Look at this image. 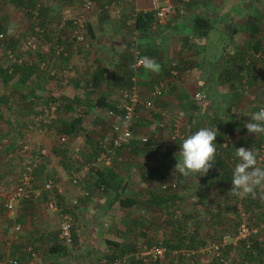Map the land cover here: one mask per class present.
Instances as JSON below:
<instances>
[{"label":"crops","instance_id":"0c3cea01","mask_svg":"<svg viewBox=\"0 0 264 264\" xmlns=\"http://www.w3.org/2000/svg\"><path fill=\"white\" fill-rule=\"evenodd\" d=\"M0 1V22L13 39L17 37L20 39L23 33L26 34L29 32V25H32V16L29 17V15L22 10L25 6H38V9H36L38 11V22L41 26L46 28V32L53 35L55 41H57L61 39L63 40L61 37L65 38L68 35L67 17L75 13L79 5V0ZM150 1L151 0H128L120 2V0H91L87 20L91 33V46L88 47L87 50L79 43H68L69 40L66 39L64 40L65 53L62 57H58L50 52L49 40L53 41L54 39L49 36H44V38L39 39L36 44V49L40 51L39 53L40 56L44 58V63L38 66V69L29 76L30 78L25 81V83L10 81L3 84L0 82V92L8 93L11 98V105L9 104L10 111L2 109L3 117H5L8 112L13 113L14 115L18 113L21 110V99L39 95V93L36 92L34 83L42 85L41 92L43 93L40 94L42 96H52L57 99L60 97L66 99L65 102L75 94L78 97H82V99L85 98L84 91L86 88H84V74L86 69H93L96 65L107 67L105 72L106 75H104L98 86H94L90 89L88 97L103 95L110 100L116 101V99L119 98H116L114 94L123 89L122 87V89H118L117 84L122 83L124 79L126 80L123 71L117 69L120 68L122 66L121 64L125 61V55H127V51H130L131 42L137 43V46L142 51L143 57L144 54L145 56L148 55L147 57L154 59L160 65V71L157 72L158 75L162 72L161 63L163 64L162 61L165 58L164 52H168L169 48L173 49L181 46V44H175L178 42L176 39L180 38L181 40L182 37H187L189 35L192 36L194 43H189L188 40V42H183L184 44L182 45H184V51L188 46H194L193 49L195 54L199 55L198 62H202L203 60L206 61L209 58H216V60H213L214 63H211V61L205 62L210 66L207 68L212 71L209 72L210 76H212V74L218 75V69L223 65H234L232 62L233 56L235 55L234 52L246 49V52L250 53L251 47H248L247 44H245L246 42L251 41V38H248L250 32H253L255 36L257 35L261 37L259 40V47L264 48V0H168L173 5V12L167 16L165 19L166 22L163 21L162 23H158L154 20L152 15L151 21H146L145 24H143V27L138 28L135 26V15L141 12L152 11L150 8ZM196 17L205 18L207 21V27L203 28L200 27V25L197 27V23L194 24V18ZM193 27L196 29L194 30ZM202 28L205 29V32L210 38L202 36L198 41L193 34H197ZM173 34H175V37L172 36ZM168 35L172 37H169L170 40L167 38H165V40L163 37H167ZM14 42V50L18 51L20 55L24 54L20 51L23 49L22 42H20V40ZM250 44H252V42ZM218 49H220V51L215 56ZM204 52L206 57L205 54H203ZM222 53H225V55ZM257 57H260V59L257 60L253 66L252 72L255 76L254 81L259 85L264 83V60H261L264 56L259 55ZM234 63L237 62L235 61ZM136 69L137 71L139 70L138 72L140 73L136 74ZM136 69L132 70L133 74L129 79L130 81L133 79L136 85H144L149 72L152 71H149L142 66H139ZM48 73L50 75H48ZM109 74H111V78H108ZM192 74L193 72L189 71V73H185L184 75L191 76ZM197 74H200V76H197V83L195 84L196 88L190 90L186 89L184 86L179 87L180 91L183 93L180 94L183 99L174 106L178 111V114L181 112L183 117H185L183 121L185 124L191 123V119L187 120L189 115L193 116L198 109L204 106H196V110L191 108L192 104L198 105L201 103L198 102V100H193V93L198 91V85L203 83V79H207L208 77V75L205 78L202 77V72ZM131 77L133 78L131 79ZM208 81H211L210 77L204 83L206 86ZM210 84L211 83H209V85ZM225 84L220 86L217 82V84H214L216 91H212L213 88H211V92L205 91L206 93L205 95L203 93L202 102L203 104H207V101L217 93L216 95L219 97V99L217 98L218 102H211V104L214 103L215 106L213 108V113L219 114L222 118L228 121H234V119H236L235 115H239V117L242 115L243 117L247 109H244L245 105L241 100L243 96L241 98L234 96L231 88ZM170 85L172 86V84ZM218 86L225 87L219 89ZM137 88L139 89L138 86ZM139 91H141V97H146L149 90L148 88H142ZM174 92L177 94L176 90ZM163 97L164 96L162 95V98ZM244 98H247V96ZM161 100L162 99L159 98L158 101L162 102ZM161 106L164 108L163 102L161 103ZM69 107L76 110L79 108V103H72ZM88 109L89 110L81 116L82 123L80 127L77 126V128L79 127L77 133H74L65 142L66 146L62 143L65 146V151L61 150L62 154L64 152L67 153H65L66 155L64 154L60 156L61 159L59 161H56V158L52 159L54 154L52 149L58 148L60 150V143L57 137L53 138L54 134L52 131L46 128L45 124L48 122V118H37V116L44 112H38L37 116H35L36 118H33V122L29 124L27 123V125H23L20 122L17 125L11 126V133L9 136L1 138L0 135V204L3 205L4 199L10 192H6L4 195L6 182L13 181V184L15 185L18 183L21 165L25 161L33 164L34 187L39 188L41 186L40 189L42 190L41 197L40 195L37 197L31 196L33 195L31 192L29 196H31L32 199H20L16 203V213L14 218L19 219H13L12 222H18L20 224V229L15 231L17 235L5 240V237L1 236L0 233V252L2 251L3 254L6 255L4 251H7L8 248L14 250V254L19 255V264H106L104 257L106 245L108 244L106 239L120 240L118 237L120 232L117 231V234H112L111 231L114 233L116 232L114 229L111 230V226L109 227V224H113L114 221L112 220V222L110 221V223H108L103 219H98L96 215L98 208L102 206V202H100V204L96 200L101 198L100 196H102L103 192L96 189L95 186L93 190L89 192V197L87 199H85V195H81L83 190L87 192L90 190L91 187H88V190L84 187L85 185L90 186L92 183L93 179L88 178V176L91 175L84 172L81 175L82 181L80 180L77 184H72L68 179V172L66 173L67 178L61 173H54L58 168V164L61 166L60 162H63L64 158L67 162L73 164H71V168L76 167L75 169H77L80 162L79 160H82L83 157H87L84 155L85 145L87 143H93L97 138H101L102 136L103 140L107 139L109 136L110 125L119 120V115L116 113L112 114L109 108L102 106L98 107L95 105ZM28 110L29 114L33 111L30 109ZM66 114L67 113L63 107V109L60 110L59 115L64 118ZM199 115H202L200 117L203 119L206 113H200ZM136 117L137 113L135 118ZM210 118L211 117L207 116V121L211 122L212 127H216V125H213L212 121H210ZM238 119L239 118H237L236 121L240 122L241 119ZM40 121H42V123ZM6 125L7 124H5L4 121H1L0 129L5 130L8 126ZM42 128L45 129L44 133L40 132L43 130ZM16 129L23 131L26 140H28V144H26L28 150H34L30 153V160L25 156L26 154L17 151L18 141L16 139ZM82 131L84 133L87 131V135H84V133L82 134ZM152 131H155V128L152 129ZM244 133L245 132H241L238 137H236V135L230 137L227 143L231 144L233 147H241V140H244L245 137ZM163 144H165V142L159 144V149H161L160 147H162ZM164 147H166V144ZM127 149H129V147L122 149L120 153L116 155L117 158L121 157L122 160V153ZM132 154L134 155V153H131V155ZM146 154L147 152L143 154L141 160L146 158ZM140 155H142V153H140ZM176 156L180 155L177 153L175 157ZM67 158L69 159L67 160ZM74 159H77L78 163H76ZM111 160L112 163L116 164L118 167L120 163H117V161L119 160L116 159V157ZM229 161L230 158L228 157L227 162ZM138 162H140V160H136V164H138ZM237 162L238 159L236 160V163ZM71 168H69V170ZM125 168L126 167L124 166L123 170L119 169L122 171V175L124 174L123 171H126ZM48 172L54 180L56 179L55 186L57 187V191L61 190V192L55 191L56 199L53 197V200L60 204L58 206H60L62 210H67L73 220L75 242L72 246L70 243V248H66L64 251L58 250L51 252L50 249V245L54 241H57L56 233L59 224V216L57 213L58 211L45 205V200L49 198L52 199V197L49 196L48 189L44 190L42 188L43 182L48 179V177L45 178V175ZM208 172L207 178L213 180L214 176L217 175L216 173L219 172L218 165L214 164ZM40 181H42V183ZM202 184H205V182ZM190 185L194 186V183L191 182ZM216 185V182L213 181V189H218ZM14 186H12V189ZM80 197L82 200H86V202L82 205H72L71 199L77 198L79 200ZM79 203L80 200L78 204ZM107 204L108 205H103V208H118L112 201V198H109ZM137 205H148V203L140 202ZM121 221H123V223L125 222L123 219ZM106 224L108 225L102 227ZM2 225L3 221L0 219V226ZM123 232L124 226L121 230V233ZM29 247L34 251L33 256L28 254L27 249ZM3 254H1L0 258L4 256Z\"/></svg>","mask_w":264,"mask_h":264},{"label":"trees","instance_id":"16d2710c","mask_svg":"<svg viewBox=\"0 0 264 264\" xmlns=\"http://www.w3.org/2000/svg\"><path fill=\"white\" fill-rule=\"evenodd\" d=\"M25 6L23 12L27 13L29 17L32 16V9H38L37 5H30ZM37 15L38 11L36 10ZM31 17L32 19V25L29 26V32L26 34H22L20 39L17 37L13 39L11 35L6 32L5 27L0 22V33L2 36L0 37V82L5 84L6 82L14 81L16 83H25L31 76L32 73H34L38 66L41 65L44 60L40 56V51L36 48H29L25 44V40L27 39V36L31 34L33 24L38 22V16ZM152 11H146L137 13L135 15V26L138 28L143 27L146 21L152 20ZM194 24H196L197 27H207V21L203 17H196L194 18ZM200 23H199V22ZM38 24L41 26V24L38 22ZM195 26V27H196ZM42 29L44 28L41 26ZM193 27L195 30L196 28ZM201 29L200 32L197 34H193L195 38L199 41V39L203 36L206 38L208 37L207 33L205 32V29ZM90 27L88 25V21L86 22V37L84 42L79 43L82 45V47L87 48L90 47L91 43V33H90ZM43 36L50 37L52 40H49V47L50 52L53 53V45L61 44L62 45V51L58 55V57H62L65 53V45L64 40H69L68 43L72 44L73 42L68 38V36L61 37L63 40H57L55 41V37L45 31H42L37 37L36 44L39 39H41ZM263 37V36H262ZM22 38V39H21ZM248 38H251L249 42H246L248 47H251L250 53L246 52L245 50H241L239 52H234L235 55L233 56V64L223 65L218 69V83L223 85L222 83L228 85L229 88H231L232 92L234 93V96H238V98H241L244 96V94H247V92H250L254 99L252 100L254 105H251L250 108L252 109L251 113H254L259 110L260 107L264 108V83L259 84L254 81V74H253V66L257 62V60L260 59V57H257L259 55L264 54V48H260V36H255L253 32H250L248 35ZM22 42V45L24 47V51L20 50L24 54H19L18 51L15 49V42L14 41ZM252 42V44H250ZM9 49L12 53V58L8 57L5 50ZM140 49V48H139ZM259 50V51H257ZM141 51V50H140ZM225 52V51H224ZM127 55H125V61L121 64L122 66L118 68L117 70L123 71V74L125 73L126 80L124 79L122 83H118L119 85L125 83L124 88H127L132 81H130L129 77L133 74V67L132 62L133 58L131 55V49L129 52H126ZM226 53V52H225ZM225 53H222L225 55ZM256 53V56H255ZM142 54V51H141ZM23 56V57H22ZM20 57V58H19ZM19 59V60H18ZM207 62L214 63L211 58L206 60ZM237 63H234V62ZM231 62V63H232ZM37 63V66H36ZM44 66V65H43ZM170 66V65H169ZM172 67H175L176 71L184 68L183 63H180L179 65L173 64ZM244 67V68H243ZM44 68V67H40ZM106 69L107 67L104 66H94V68L85 71V82H84V88L85 91V98L82 99V97H78L76 94L72 96V98L68 99L67 102L66 99L63 98H56L52 96H42L41 93V87L42 85H39V83H34L36 87V92L39 93V95H34L29 98L21 99V110L16 113L15 115L11 112H8V114L3 117L2 109H6L10 111V105H11V98L9 97L8 93L6 92H0V121H4L5 124H7V128L5 130L0 129V135L1 138H5L10 135L11 133V126L17 125L20 122L23 125H27V123L33 122V118L37 116V113L44 112L40 114V118H48V122L45 124L46 128L50 129L52 133L56 136H64L68 140L74 133H77V129L80 127L82 120L81 116L89 110L88 108L94 107L95 105L98 107H106L112 110L117 115L122 114L121 109L116 108V104L122 101V94L120 91V98L114 100H110L108 97H105L103 95H98L96 97H88L90 94V89L94 86H98L104 77L106 75ZM169 70V69H168ZM48 75H50L48 73ZM108 78H111V74L108 75ZM255 91V92H254ZM162 92V91H161ZM162 97V95H159ZM158 96V97H159ZM157 98L155 97V100ZM56 102L54 115L50 116L49 111H47V103L48 102ZM72 103H79V108L74 110H68L70 105ZM10 104V105H9ZM84 106V107H82ZM197 105H191L192 109H195ZM20 107V106H19ZM31 107V108H30ZM64 107L65 112L69 114V116H66L63 118L60 117L59 112ZM12 108V107H11ZM46 109V111L44 110ZM33 110L29 114V110ZM141 108L135 107L134 112L137 113ZM44 114V115H43ZM252 115V114H251ZM251 115H243V117H238L240 122H237L236 119L234 121H228L224 120L219 114L213 115L210 118V121L215 122L217 124V129L219 134L216 137L215 143L217 144V154H216V162L215 164L218 165L219 172H217L216 176H214L213 181L216 182V187L220 190V192H223L224 196H229L231 201H227L224 203L226 206V209L217 208L216 211L212 212V214L206 216L205 211L206 208L203 207L199 212H196L195 214H192L191 212H176V207L178 206V202H180L182 194L179 193L181 188L192 187L193 185H190L189 180L185 181L184 178L181 179L183 175H179L178 179L175 180L170 179V177L166 176L164 173V176L166 179L164 180L165 188L160 187L161 191L158 192H152L149 190H146V195H143L142 192H139L138 195L136 194H122L126 190V183L122 177L120 168L117 167L114 163L111 162L109 165H104L102 163H98L96 165V169L94 172L90 171V175H94V179L92 181V184L96 187L102 186V192L105 194H110L112 201L116 204L118 208H132L134 206H142V208H146L148 211L147 213L150 214V220H148L149 225H157L155 222V218L157 216H160L161 211H163L164 216L162 219H160V225L167 228L169 235L164 238L156 239L151 235H148L147 229L145 227H141L138 229V231H134L132 225L138 223V219L133 218L130 219L131 225L127 226V232L131 235L130 239H121L120 240H109L106 239V242L108 243L106 245V252L104 254L105 257V263L106 264H112V260L116 257H120L124 254L127 255L125 260L121 262L120 264H156V262H149L144 263L138 259H135L132 255L129 253L135 252L141 249H144L143 247L147 248L152 244H163L165 246V253L164 256L166 257L165 262H162V264H185L186 262L191 261H198L199 259L203 258V253L209 254V259L207 260L208 264H256L257 262L263 261L264 257V196L260 195L259 189L257 192V198H238L236 196H233L230 189L232 187L231 179H232V173L234 166L236 164L237 157L235 156V151L237 147H233L231 144L227 143L228 139H230V135L237 130H240L241 132H245L246 137H244L242 146L248 147L252 149H258L260 150L263 146V140H264V134H251L247 131L245 128V124L248 123L246 121L247 118L248 121H251ZM43 116V117H42ZM45 116V117H44ZM210 117V116H209ZM201 119V117H199ZM40 119V120H41ZM191 119V122L193 121L195 129L192 127L189 128V124L187 123L185 129H180L181 133L183 132L184 136H188L190 133L197 131L199 119L189 115V118L187 120ZM132 121V122H131ZM37 122V121H35ZM42 123V121H40ZM131 124H129V128L131 130V133L133 132V127L137 128V123L139 121L135 120V117L133 116L130 119ZM188 122V121H187ZM239 123V124H238ZM77 126H79L77 128ZM160 128V127H156ZM21 129V128H20ZM161 129V128H160ZM156 130V129H155ZM159 132V131H158ZM157 131H152L151 134H148L147 137L142 141L140 140L139 144H133L130 141L126 143H122L120 146H117L114 148L115 153L113 154V157L111 159H114L116 155L120 153V151L124 148L129 147L130 151L132 152H142L146 153V150H150L152 146H159V144L162 143V133ZM240 132V133H241ZM254 135V136H253ZM133 136V135H132ZM239 136V135H238ZM236 135V137H238ZM16 139H18L17 143V151H20L23 154H26L25 156L30 160L31 152L34 150L28 148H23L22 144L26 143L28 144V140H26V137L24 136L23 131L16 129ZM235 137V138H236ZM102 138V139H101ZM97 138L96 141L93 143H89L88 145H85V151L84 155L87 157H83L82 155V162L86 163L89 162L93 156L97 154V152L100 149L104 150V147L102 146L103 143H106L107 139L103 140L102 137ZM109 138V137H107ZM3 140V139H2ZM66 140V141H67ZM261 146V147H260ZM83 153V152H82ZM87 153V154H86ZM228 157L230 158V161H228ZM112 161V160H111ZM65 162V160H64ZM116 162V160H115ZM25 163H31L28 161H25L21 165L20 172L23 168V165ZM117 163H121V161H117ZM259 164L261 166H264V160L259 161ZM69 166V165H68ZM137 169L135 171L139 172L144 176L146 180H150L158 171L159 168L156 164L151 163L150 160L147 158H144L142 161L138 162L136 164ZM69 168L66 167L65 171L68 172ZM74 168V167H72ZM76 168V167H75ZM34 166L32 167V174H33V181H34V172H33ZM164 171H167V169H164ZM210 171V170H209ZM204 177H208V175H202ZM174 184L172 187L171 185ZM162 185V184H161ZM32 186L34 187V182L32 183ZM95 187V188H96ZM32 196V195H31ZM23 197L21 199L26 200L25 198L32 197ZM42 195L40 194V197ZM146 202L148 205H137L138 203ZM240 204V209L242 211V214L246 215L248 218H253L250 220H253L250 224V230L248 231L247 235L244 237L237 238L234 243L233 238L235 234L237 233V227L238 224L241 223V216L238 214L239 211L236 208L235 204ZM223 211L227 212L228 217H226L228 221V225L226 228L224 225H218L217 221H213L214 218L219 216L221 218V214ZM5 212L3 205L0 204V213ZM192 214V215H191ZM235 216V217H231ZM192 217L194 218L193 221L196 222V224L192 227L187 226V220ZM159 218V217H157ZM18 220L19 218H15V220ZM141 220V218H140ZM144 220L146 218H142V221L138 223L139 225L147 226V224H144ZM203 223V225H207V231L204 232L203 236L198 235L197 228L198 225L200 226ZM246 224V222H245ZM251 225H253L256 229L255 231H252ZM227 231V233L225 232ZM230 231V232H229ZM131 232V233H130ZM71 246L75 242V234H74V226L72 223L71 229ZM138 236L141 237L142 243L139 242ZM223 237H227V240L225 243H222ZM213 242L214 245H216L215 250H212L208 252V250L200 251L199 249L204 247L205 245L211 244ZM140 245L142 246L141 248ZM68 246V247H67ZM59 248V249H57ZM70 248L69 245L60 243L58 241H54L50 245L51 252L58 251V250H66ZM32 249V248H31ZM177 250L176 253L171 254V250ZM184 249V254L182 253ZM233 251V257L227 263L229 258V252ZM180 252V253H179ZM188 252H191L189 254H186ZM3 254V252H0V256ZM185 255V256H184ZM9 256H15L19 259V255L14 254V250L11 252ZM188 258V259H186Z\"/></svg>","mask_w":264,"mask_h":264},{"label":"rangeland","instance_id":"374dc122","mask_svg":"<svg viewBox=\"0 0 264 264\" xmlns=\"http://www.w3.org/2000/svg\"><path fill=\"white\" fill-rule=\"evenodd\" d=\"M0 3H1V1H0ZM0 11H1V7H0ZM165 22H166V20H165ZM172 36L175 37V34H173ZM172 36L168 35L167 37H163V38L164 39L167 38L168 40H170L169 37H172ZM42 38H44V36ZM192 39L193 38L191 35H189L187 37H182L181 40H180V38L176 39L178 42L175 44H181V46H178L177 48H173V49L169 48L168 52H164L165 58L162 61L163 64L161 63V68H162L161 74L158 75L157 72H149L147 80H146V82H144L145 84L141 85V86L137 85L139 87L138 92L140 95L141 91H139V90H141L142 88H148V90L150 91L149 88H151V86L153 84L161 81L162 82L161 95H163L164 97L163 98L159 97V98L162 99L161 101L163 102L164 108H162V106H161L162 102L158 101L159 98L157 96L156 100H155V97L152 99V107L141 108L137 112V117L135 118V120H137L139 122L137 123V128L133 127V132H132L133 138H132L131 142L133 144H139L140 138L143 136L147 137L148 134H151L152 129L155 128L156 129L155 132L160 131L162 133L163 136H162L161 140H162V143L165 142L166 147H164L165 144H163V146H162L164 148L160 147L161 149H159L158 146H152L150 148V150L147 151L146 158H148V160H150L151 163L156 164L157 167L159 168L158 173L156 175H154L150 180H146L142 174L139 175V172L135 171L137 169L136 160L142 161L141 159H142L144 153L137 152V154H136V152H131L130 149H127L126 151H124L122 153V160H121V163L118 165V168L123 170V167L124 166L126 167L125 168L126 171H123L124 174L122 175V177L125 181H127L126 190L122 194H128L129 193V195H131V194L138 195L139 192H142L143 195H146V193H145L146 190H149L152 192H158V191H161L160 185L165 183L164 180L166 179V177L164 176V173L166 176L170 177V179H173V180H175L176 178L178 179V177L180 175V173L175 170V164L177 163V161L180 160V158H182V157H180L181 154L179 151L180 150V144L187 137V136L183 135V132L181 133L180 129L181 128L185 129L187 124H185L183 122L185 119V117H183V114H181V112L178 114V111L174 107L177 105V103H179L181 101V99H183V97L180 96V94L182 92L180 91L179 87L184 86V87H186V89H190V90L195 89L196 88L195 84L197 83V81H196L197 76L198 75L200 76V74H197L199 72H202V77H204V78L208 75L207 79L206 78L203 79L204 80L203 83L198 85L199 87L197 89L200 93H202V94L204 93V95H205V93H206L205 91L211 92V88H213L212 91H216L214 84H217V82H218V80L216 81L218 75H216V74H212V76L209 75V72H212V71H210L208 69L210 66L205 63L206 61L203 60L202 62H198V60H199L198 56L199 55L195 54L194 49H193L194 46L193 47L188 46L187 49H185V51H184V45H182V44H184L183 42L189 41V43H194V41ZM172 41H173V39H172ZM179 41H182V42H179ZM220 49H218L216 51L215 56L217 53H219ZM22 51H24V47H23ZM185 52H186V54H185ZM203 54H205V52ZM144 56H145V54H144ZM146 56H148V55H146ZM262 56H264V55H262ZM205 57H206V54H205ZM202 58H203V56H202ZM213 60H216V58H213L212 61ZM261 60H264V58H262ZM172 63H174L176 65L183 63L184 68L177 70L176 73H171L168 69H169V65H171ZM136 71H137V69H136ZM138 71L136 72V74L140 73ZM189 71L193 72V74L191 76L190 75H184L185 73H189ZM209 77H210L211 81L210 82L208 81V84L206 86L204 83L206 80L209 79ZM209 83H211V84L209 85ZM124 84L125 83H123V85L117 84V88L120 89L122 87L124 89V86H125ZM170 84H172V86ZM222 84H224V83H222ZM223 87H225V86H223ZM223 87H219V89H222ZM175 90H176L177 94L174 92ZM149 91H148V94H149ZM119 93H120V91H117L116 94H114L116 98H120ZM216 94L217 93H215L213 95V97L210 98L209 101H207V104H203V102H202L203 97L198 100V102H201V103H199L197 105V107H200V105L201 106L204 105V106L197 110V112L194 114L196 116H194V115L193 116L195 118L199 119L198 125L200 127L213 128L211 126V122L207 121V116L212 117L213 115H216L213 113V111H214L213 108L215 107L214 103L211 104V102H215V103L218 102L219 97ZM186 95H189V94H186ZM246 96H247V98H244ZM140 98H144V97H141V95H140ZM253 99H254V97L250 92H247V94H244V96L241 98V100L243 101V103L245 105V106L243 105L245 107L244 109H247L246 113H244L245 115H251L252 114L251 113L252 109L250 108V106L254 105L252 103ZM189 100H188V102H189ZM193 100H195V99L193 98ZM71 109L72 108H69L68 110H71ZM200 113H206V115L204 116L203 119L199 118L200 116H202V115H199ZM67 116H69V114H67ZM237 116L239 117V115H235L236 118H238ZM241 117H242V115H241ZM244 119H246V121L249 122L247 118H244ZM224 120H226V119H224ZM131 122H130V124H131ZM213 125H216V128H217V124L215 122H213ZM192 126L194 127L193 121L189 124V128H191ZM156 127H160L161 129L156 128ZM42 129L43 130H41L40 132L44 133L45 129L44 128H42ZM193 129H195V128H193ZM198 129H199V127H198ZM240 132L241 131H239V130L234 131L230 135V137H232L234 135L238 136L240 134ZM83 133L84 132L82 131V134ZM50 134H52V133H50ZM50 134H48V135H50ZM85 134L87 135V131L84 133V135ZM251 134L252 133H250V135ZM246 135H248V134L244 133L245 137H246ZM54 137L56 138L55 135H53V138ZM5 141H7V140H5ZM17 141H18V139H17ZM241 142H242L241 144H244L243 140H241ZM59 143H60L59 144L60 150L58 148L52 149V152L54 153L52 156V159L56 158V161H59L61 159L60 156L67 153V152H64L62 154V151H65L66 143H64L65 146L61 142H59ZM262 143H263L262 148L260 150L257 149L259 152L258 163H259V161L264 160V140ZM88 144L89 143H87L86 145H88ZM74 145H76V144H74ZM131 153H134V155L133 154L131 155ZM140 153H142V155H140ZM177 153L180 156L175 157V155H177ZM63 158H64V156H63ZM68 159L69 158H67V160ZM77 159H74L76 161V163H78ZM64 160H65V158H64ZM60 163H61V166L58 164V168L55 170L54 173H61L65 178H67V174H66L67 172L65 171V169H66V167H68V165H69V167H71L73 164L70 162H67L66 160H65V162L63 161ZM164 169H167V171H164ZM45 171H47V170H45ZM208 173H207V175H208ZM125 174H126V176H125ZM177 174H179V175L177 176ZM127 175H130V176H127ZM46 177H48V179L49 178L52 179V186L49 188V190H47V191H49V196H51L52 199H50V198L47 200L44 199L45 205L47 206L48 201H52L53 205L55 204L56 206H58L60 204L53 200V197L56 199V194H55V191H57V187L55 186L56 179L54 180L52 178V176H50L49 172L45 175V178ZM42 178H44V177H42ZM88 178L93 179L91 176H88ZM183 178L185 181L189 180L190 183L191 182L194 183V186H192V187L186 186V188L180 189L179 193L181 192L182 197H181L180 202H178V204H177L178 206L176 207L177 213L191 212L192 214H195L196 212H199L204 207L207 210V211L204 210V212H205L206 216L209 217L208 215L209 214L211 215L212 212L217 210V208H221V209L225 210L227 205H224V203L227 201H231L229 196H224L223 192H220V190H218L216 188L213 189L214 187H213V180L212 179L209 180L208 178H206L202 175L200 176L199 173L190 174L187 177L182 176L181 179H183ZM40 182L42 183V181H40ZM203 182H205V184H202ZM207 182H208V184H207ZM11 183H12V185H11ZM14 185L15 184H13V181L6 182V185L4 188V195L6 194V192L11 191L12 186H14ZM81 187H84V186H81ZM88 187H91L90 190H88ZM94 187L95 186L92 183L90 184V186L85 185L84 188H86V190H88V194L85 195L86 196L85 199H87L89 197V192L92 191ZM34 188L37 191L32 196L37 197L42 192V190L40 189L41 186L39 188H37V187H34ZM44 190H46V189H44ZM57 192H61V190H59ZM259 192H260L261 196H264V191L259 190ZM100 197H101L100 199L96 198L97 199L96 201L99 203L102 202V204L100 203L102 206H100L98 208L96 215H97L98 219H103V220H105V222L107 221L108 223H110V221L112 222V220H113L114 223L109 224V227L111 226L110 227L111 230L114 229L116 232V233H114L113 231H111L112 234H117L118 233L117 231L120 232L118 235L119 238L130 239L131 235H134V234H129L126 231L127 226L131 225L130 219L136 218L139 220L138 223H140V221H142V218H144V217L146 218V220H144L143 222H144V224H147V226L139 225L138 223H136V224L132 225V227H131V228H133L134 231H138V229H140L141 227H145L147 229L148 235H151L156 239L164 238V237H167L169 235V233L167 231L168 229L159 224L160 219H162V217L164 216L163 211H161L160 216H157L159 218H157V217L155 218L156 219L155 222L157 223V225H149L148 220H150V217H149L150 214L147 213L148 210L146 208H142V206H134L132 208H119V209L116 208L115 209V208L110 207L109 209H107V208H103V205H108L107 203L109 201V198H111L110 194H105L103 192L102 196H100ZM104 198H105V200H104ZM58 200H59V198H58ZM79 200H80V203L77 205H82V204H84V202H86V200H82L81 197ZM235 205L239 211L238 214L241 216V223H244V225L247 228L246 234H245V235H247L248 231L250 230V227H249L250 224H247V222L252 223L253 220H250V219H253V218H248L246 215L242 214L239 203L238 204L236 203ZM101 208H103V209H101ZM65 211H67V210H65ZM15 213H16V208L14 209L13 213L10 215L6 214L5 212L0 213V219H1V221H3V225L0 226V233H1V236L5 237V240L13 238V237H15V235H17L15 231L11 232V230H10V226L13 223L12 220L15 219L14 218ZM221 216H222L221 218H219V216H217L216 218H214L213 221H217L218 225H222V226L224 225V227L226 228V226L228 225V221L226 219V217H228L227 212L223 211ZM231 217H235V216H231ZM140 218H141V220H140ZM120 219L121 220L123 219L125 222L123 223V221H121ZM193 220H194V218H192V217H190L187 220V226L188 227H192L196 224V222ZM245 222H246V224H245ZM107 225L108 224L103 225L102 227L107 226ZM123 226H124V232L121 233ZM116 229H120V230H116ZM251 229H252V231H255L256 228L253 225H251ZM197 230H198L197 231L198 235L203 236V234H205L204 232L207 231V225H203V223H202L200 226L198 225ZM225 232L227 233V231H225ZM236 234L233 238L232 243H234V241L237 238H239V237H236ZM138 240L140 242L141 237L138 236ZM226 240H227V237H223L221 244L225 243ZM140 243H142V242H140ZM141 247L142 246L140 245L139 248H141ZM143 248H145V247H143ZM199 250L200 251L208 250V252H210L212 250H215V245L212 242L211 244L205 245L204 247L200 248ZM12 251H13L12 249L8 248L7 251H4V253H6V255H4V254L3 255L8 256L11 254ZM175 251H177V250L173 249V250H171L170 253L174 254V253H176ZM181 251H183L182 253L184 254V252H185L184 249ZM233 255H234L233 251H230L229 252V258L230 259L227 261V263H229V261L231 260ZM202 256H203V258L199 259L198 261L186 262L185 264H208L207 260L209 259V254L203 253ZM186 259H188V258H186ZM165 260H166V257L163 256V258L160 260V264H162V262H165ZM262 260L263 261L257 262L256 264H264V257Z\"/></svg>","mask_w":264,"mask_h":264},{"label":"built area","instance_id":"2783aa9c","mask_svg":"<svg viewBox=\"0 0 264 264\" xmlns=\"http://www.w3.org/2000/svg\"><path fill=\"white\" fill-rule=\"evenodd\" d=\"M128 0H120V2H125ZM91 6V0H79L78 9L75 13L72 15H69L67 17L68 19V38L73 43H81L84 42L86 37V22L88 20V13L90 11ZM150 8L152 10V14L154 17V20L158 23H162L165 21L168 15H170L173 12V5L168 0H151L150 1ZM37 15V12L35 9H32V17L35 18ZM42 31L46 32V28H43L38 24V22L33 24L31 34L27 36V39L25 40V44L29 48H36V41L37 37ZM2 34L0 33V37ZM130 49H131V55L133 58L132 67L133 69H136L139 67V60L143 55L141 54V51L136 43H130ZM53 53L54 55H58L62 51V45L61 44H54L53 45ZM8 57L12 58V53L9 49L5 50ZM13 59V58H12ZM174 63H172L169 66V71L171 73H176L175 67H172ZM133 77H131L132 79ZM131 84L127 87L122 89V101L116 104L117 109L122 110V114L119 117L118 121L113 122L109 127V138H107L106 143H103V149H100L95 156L89 161V162H82L80 159L79 166H77V169L71 168L68 171V179L72 184H77L81 180V175L84 172H87L88 174L91 172H94L96 169V165L98 163H102L104 165L111 164V157H113V154L115 153L114 148L117 146H120L122 143H128L130 139L132 138V133L129 128L130 119L134 116H136V113L134 112L135 107L140 108H149L152 107V99L154 97H157L161 94L162 90V82L159 81L158 83H155L151 86L149 94L144 97L140 98L138 88L134 80H131ZM203 97V94L199 91H195L193 93V98L195 100H199ZM56 102H48L47 103V111H49L50 116L54 115ZM262 108V107H260ZM259 108V109H260ZM44 108V110L46 111ZM111 113L114 112L111 110ZM40 118V116H37V118ZM36 118V117H35ZM59 142L65 143L66 137L59 136L57 137ZM145 137H141L140 140H144ZM23 148H28L26 143L22 144ZM76 155V153H75ZM80 156V155H79ZM119 161H121V157L117 158ZM32 163H25L23 165V168L20 172L18 183L14 186V188L7 194L6 198L3 201V208L5 210V213L10 215L13 213L15 209L16 203L23 197H28L30 193L35 194L37 190L32 186L33 183V174H32ZM91 177L94 179V175H91ZM52 186V180L46 179L43 184V189H48ZM172 187L174 184L171 185ZM161 187L165 188V185L162 184ZM99 191H102V186L96 187ZM88 194L87 191H82L81 195ZM79 200L77 198L71 199L72 205L78 204ZM47 206L53 210L58 211L59 215V224L58 229L56 233V239L60 243H64L69 245L71 242V233L70 229L73 223L72 216L69 212L62 210L60 206L53 205L52 201L47 202ZM20 229V224L18 222H14L10 226L11 232L17 231ZM246 226L244 223H239L237 227V234L236 237H244L246 234ZM216 248V245H215ZM28 254L30 256L34 255V251L29 247ZM165 246L163 244H152L147 248L131 252L129 253L132 255L135 259H138L144 263L149 262H156V264H160V260L163 258L165 253ZM191 252H188L186 254H189ZM127 257L126 254L116 257L112 260V264H120L125 260ZM0 264H19V259L15 256H2L0 258Z\"/></svg>","mask_w":264,"mask_h":264},{"label":"clouds","instance_id":"9594fccd","mask_svg":"<svg viewBox=\"0 0 264 264\" xmlns=\"http://www.w3.org/2000/svg\"><path fill=\"white\" fill-rule=\"evenodd\" d=\"M139 65L152 72L160 71V65L147 56L140 58ZM244 126L249 133L264 134V108L252 113L251 121ZM218 134L216 127H200L190 133L180 144L182 158L175 164V170L185 177L194 173L206 175L216 162ZM258 155V150L252 148H236L238 162L233 169L230 189L233 196L255 199L258 189L264 191V166L258 163Z\"/></svg>","mask_w":264,"mask_h":264}]
</instances>
